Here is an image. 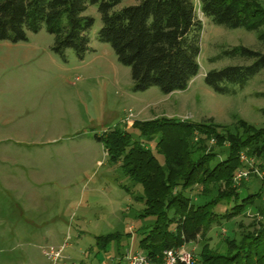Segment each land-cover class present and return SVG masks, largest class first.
Instances as JSON below:
<instances>
[{
    "label": "rangeland",
    "instance_id": "1",
    "mask_svg": "<svg viewBox=\"0 0 264 264\" xmlns=\"http://www.w3.org/2000/svg\"><path fill=\"white\" fill-rule=\"evenodd\" d=\"M193 2L202 24L199 72L185 90L169 95L156 88L132 92L130 69L97 40L96 6L85 11L94 20L88 32L93 50L82 60L71 50L65 51L64 62L50 52L53 36L44 28L28 33L24 43L0 41V154H17L0 168V264H51L42 249L62 245L58 264H123L120 259L127 251L139 250L137 232L151 222L137 218L142 203L135 198L140 190H133L118 166L107 160L103 147L93 142L95 136L162 118L212 122L228 130L242 120L264 128V70L243 87L229 86L224 95L203 82L209 70L250 63L224 56L223 51L242 46L264 53V42L254 32L214 25L198 11V0ZM259 2L264 6V0ZM131 3L124 1L121 7ZM6 175L18 181L21 177L22 192L9 187L2 178ZM251 221L248 213L218 231L211 229L209 252L225 254L224 239H239ZM21 230L25 233L19 235ZM48 232H58L55 241L61 245H49L47 240L41 248L32 245L41 241L37 234ZM115 234L119 240L104 250L97 246V238ZM188 248L199 256V244Z\"/></svg>",
    "mask_w": 264,
    "mask_h": 264
},
{
    "label": "trees",
    "instance_id": "2",
    "mask_svg": "<svg viewBox=\"0 0 264 264\" xmlns=\"http://www.w3.org/2000/svg\"><path fill=\"white\" fill-rule=\"evenodd\" d=\"M124 1L132 3L121 7ZM91 6L100 19L97 40L130 69L132 92H181L198 74L202 24L193 0H0V41L24 43L28 33L44 28L53 36L50 52L64 62L65 51L71 50L82 60L90 50L88 32L94 20L85 11ZM198 11L216 26L242 28L264 42L259 0H198ZM222 55L250 63L207 71L203 82L216 94H227L229 86L243 87L264 70L262 52L239 46ZM94 138L133 190H140L137 218L151 220L137 232V247L145 255L153 258L182 244H199L201 259L195 256L200 264H264L261 181L251 176L248 182H233L242 152L253 156L264 173V128L242 120L228 130L212 122L162 118ZM248 213L250 228L239 239H224L225 254H211L209 231ZM112 240L119 235L99 237L96 244L104 250Z\"/></svg>",
    "mask_w": 264,
    "mask_h": 264
},
{
    "label": "built area",
    "instance_id": "3",
    "mask_svg": "<svg viewBox=\"0 0 264 264\" xmlns=\"http://www.w3.org/2000/svg\"><path fill=\"white\" fill-rule=\"evenodd\" d=\"M130 118L131 115H128L124 119V124L127 126ZM238 161L241 169L233 177L234 184L239 185L242 181L248 182L250 177L253 176L261 181V187L264 191V173L257 166L255 158L242 152L238 156ZM63 250V245L58 248L45 247L41 253L51 264H58L62 260ZM120 260L123 264H200L194 250L189 249L187 244L164 250L160 255H156L153 258L148 257L141 250L127 251Z\"/></svg>",
    "mask_w": 264,
    "mask_h": 264
},
{
    "label": "crops",
    "instance_id": "4",
    "mask_svg": "<svg viewBox=\"0 0 264 264\" xmlns=\"http://www.w3.org/2000/svg\"><path fill=\"white\" fill-rule=\"evenodd\" d=\"M89 52H91V50H93L91 47H90V44H89ZM89 52H87V53H89ZM147 91V90H146ZM145 91V92H146ZM145 92H143V93H145ZM20 139H22V138H20ZM24 139H26V138H24ZM22 141V140H21ZM94 143H96V144H98V145H100V146H102L99 142H96V140L94 139V141H93ZM8 155H6V153H5V155L4 154H0V159L2 158L3 159V161H2V159H1V161H0V168H2V167H4V164L6 163L5 161H8L7 159H9L10 160V158H14L15 160H16V156H17V154H16V152L15 153H7ZM11 164H13V165H15L16 166V164H17V162L16 161H14L13 163L11 162ZM3 178V180L7 183V181H9L8 183H10L9 185V187L11 188V189H13L14 191H20V192H22V186H21V177L19 178V181H18V179L16 178V177H14V176H12V175H6V176H3L2 177ZM7 186V185H6ZM8 187V186H7ZM28 197V196H27ZM29 198V200H30V197H28ZM31 201V200H30ZM30 201H28L27 202V205L28 206H32V202H30ZM53 231V230H52ZM33 232H34V230H33ZM20 233H25V231L23 232V230H21L20 232H19V235H20ZM55 233H56V235H55ZM58 232H48V233H44V234H37V236H36V238H41V241H37V242H34L32 245H34L36 248H41V247H43V246H45V244H40L41 242H45V240H47L48 242H50V244L49 245H52V246H59V245H61V243H56V241H55V239H57L58 237H56V236H58ZM23 235V234H22ZM8 236H11V237H14L15 235L13 234H8ZM54 241V242H53ZM52 242V243H51ZM61 264H63V263H61Z\"/></svg>",
    "mask_w": 264,
    "mask_h": 264
}]
</instances>
